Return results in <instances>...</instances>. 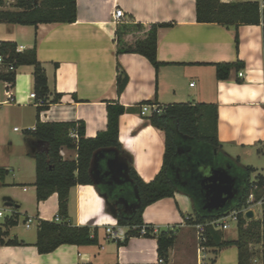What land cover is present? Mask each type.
<instances>
[{
    "label": "crops",
    "instance_id": "crops-1",
    "mask_svg": "<svg viewBox=\"0 0 264 264\" xmlns=\"http://www.w3.org/2000/svg\"><path fill=\"white\" fill-rule=\"evenodd\" d=\"M116 7L124 12L120 23L113 19ZM1 9L18 11L8 0ZM118 24H170L158 30V69L140 54H117ZM3 41L15 42L20 51L36 47L48 86L47 108L40 113L41 122H83L86 138H95L107 130L108 104L118 103L128 109L119 119V142L128 156L123 155L145 183L152 182L162 169L166 135L149 123L152 111L141 115L143 105L158 106L160 113L171 104L215 105L223 154L238 166L255 169V178L264 175L258 168L264 158L263 23L238 27L199 23L196 0H77L76 22L37 27L0 24V42ZM225 63H239L241 68L233 69L229 79L218 80L216 66ZM121 73L128 76V82L119 94ZM34 86L33 66L20 67L13 85L0 84V147L8 142L9 154H14L16 145L9 141L8 125L15 120L24 122V132L36 127L37 107L42 103L29 98L36 93ZM57 96L59 101L53 103ZM13 129L19 132L17 127ZM61 156L73 161L77 150L63 148ZM10 162L0 160V208L4 213L0 230L7 233L5 241L17 239L24 245L0 246V264H159L157 236L169 231L175 242L166 264H239V250L234 246H207L201 253L198 251L196 230L186 222L195 216L193 204L189 196L180 192L144 210L142 221L150 228L151 237H131L126 244L122 239H109L106 228L117 224L113 213L116 210L111 209L95 185L71 188L68 217L73 226L97 228L98 244L62 245L52 253L40 254L35 246L39 223L56 221L59 197L55 193L38 202L36 161L30 155L28 138L16 167ZM9 201L14 205L7 206ZM11 218L17 219V226L6 225ZM208 229L221 241H236L239 237L238 227L235 236L227 233L231 226L227 230ZM251 263L262 264V260L253 257Z\"/></svg>",
    "mask_w": 264,
    "mask_h": 264
},
{
    "label": "trees",
    "instance_id": "trees-1",
    "mask_svg": "<svg viewBox=\"0 0 264 264\" xmlns=\"http://www.w3.org/2000/svg\"><path fill=\"white\" fill-rule=\"evenodd\" d=\"M4 0H0V8ZM15 7L18 11L0 10V24L35 26L40 24L63 23L72 24L77 20V0H17ZM196 14L199 23H216L226 27L239 25L264 24V8L259 2L222 3L221 0H196ZM170 24H118L116 30L117 54H140L147 58L158 69L157 34L159 28ZM145 32V33H144ZM142 33L141 37H137ZM238 45V40H237ZM0 84H14L17 70L22 66L34 67L35 92L42 103L37 107L38 121L34 130H27L30 134L28 145L30 155L36 161V194L38 202L47 200L57 193L59 197L60 221H40L37 242L35 246L40 254L54 252L62 245L92 246L97 245L99 230L89 227L73 226L68 217V198L71 188L77 185H94L89 169L96 151L102 149H117L126 154L119 142V119L128 109L118 103L107 106V130L100 132L95 138H86L83 122H47L40 120V113L46 110L48 95L47 76L44 68L37 59L36 47L27 51H18V46L12 41L0 42ZM12 65L14 70H9ZM239 63H225L216 66L218 80L230 78L233 69L240 70ZM120 71V69H119ZM128 82V76L121 73L118 77V92L121 94ZM59 96L53 101L58 102ZM129 111H132L129 110ZM149 123L165 132L166 150L163 166L159 174L150 183H145L131 165L130 177L138 189L140 207L132 214H117V224L121 227L133 228L143 226L144 210L162 199L171 198L176 192L189 196L194 208V217H188L189 224H201L222 218L216 213L210 214L203 209L205 191L201 185V166L219 167L229 164L231 173L237 178L240 187H246L242 201L230 211H239L245 196L251 186L250 176L255 172L251 167L236 168L237 163L231 161L222 152V145L218 139V110L215 105L200 104H171L162 113H153L148 117ZM77 131L79 139L75 141L71 134ZM68 148L77 150V159L64 160L61 150ZM183 153L178 154V149ZM36 150V153H32ZM127 155V154H126ZM223 156V159L221 156ZM128 156V155H127ZM130 158V157H129ZM181 170L182 181H188L184 186L178 183V170ZM3 170L0 169V177ZM260 186H264V175L255 178ZM97 189L101 192L103 190ZM112 196L125 197L130 203L136 202L133 186L130 184L117 187ZM12 203V201H9ZM14 203H12V206ZM228 212V211H227ZM17 219H9L7 226H17ZM148 235L151 230L148 227ZM6 232L0 230V246H20L24 243L17 239L5 241ZM238 239L236 241H221L218 236L206 230V241L203 246H216L220 249L236 247L239 250V264H252L254 257L250 248L252 241L262 243V264H264V225L255 220L248 221L242 214L238 216ZM131 237H141L138 230H129L124 244ZM217 240V241H216ZM159 258L164 264L174 245L173 232H161L157 236Z\"/></svg>",
    "mask_w": 264,
    "mask_h": 264
},
{
    "label": "water",
    "instance_id": "water-1",
    "mask_svg": "<svg viewBox=\"0 0 264 264\" xmlns=\"http://www.w3.org/2000/svg\"><path fill=\"white\" fill-rule=\"evenodd\" d=\"M38 2L39 0H35ZM32 153H36L33 150ZM183 151L179 148L178 154ZM131 163L129 159L117 149H102L94 153L89 169L90 177L96 187L107 185L110 188L123 187L130 184L133 186L136 202L130 203L125 197L115 198L114 205H122V211L125 214L132 215L140 207V197L137 187L134 186L130 177ZM231 166L212 167L201 166V185L205 191V201L203 209L210 214L222 215L227 211L234 209L242 201L246 187H240L237 178L231 173ZM181 170H178V173ZM186 183L188 181H185ZM184 183V186H186ZM101 195L111 205L112 190L101 192ZM11 207L12 203H7ZM113 209V207H111ZM117 217V212H113ZM246 218L252 220L254 213L249 211Z\"/></svg>",
    "mask_w": 264,
    "mask_h": 264
},
{
    "label": "built area",
    "instance_id": "built-area-1",
    "mask_svg": "<svg viewBox=\"0 0 264 264\" xmlns=\"http://www.w3.org/2000/svg\"><path fill=\"white\" fill-rule=\"evenodd\" d=\"M261 7L264 8V0L261 1ZM124 18V12L121 8L116 7L113 13V19L116 23H120L122 21V19ZM21 49L18 48V51H20ZM3 62V58L2 56H0V64ZM9 70H14V67L12 65L9 66ZM240 77H243V73L241 72ZM31 100H38V97L36 95V93H32L29 97ZM39 104V103H38ZM149 106V105H143L142 106V110H141V115L145 116L149 111H152L153 113H160V110L158 108V106ZM18 130V129H16ZM32 130V129H29ZM72 138L75 141H78L79 136H78V132L74 131L71 134ZM259 180H253L251 182V186H250V190L249 193L245 196L244 199V204L242 206V208L239 211H228L225 212L222 216V218L220 219H214L211 221H208L206 223H201V224H193V227L196 230L197 233V239L199 242V252L201 253L202 251L205 250V246H203V243L206 241V230L209 227H221L224 230H227L230 226L229 223L226 221L227 218H232L235 222H238V216L240 214L242 215H246L249 211H252L253 209H255L256 207H262L264 205V186H260L259 184ZM4 215L3 211L0 208V217H2ZM56 221L59 222L60 218L59 216L56 217ZM32 220L29 219V222L27 224V227L30 228L31 227V223ZM127 229V231H126ZM129 230H138L139 234L141 237H146L149 233V229L148 226L143 225L141 227H133V228H126V227H121L118 224H116L115 226H108L106 228V234L108 236L109 239L111 240H125L127 237V232ZM159 264H164V260L162 258H159L158 261Z\"/></svg>",
    "mask_w": 264,
    "mask_h": 264
},
{
    "label": "rangeland",
    "instance_id": "rangeland-1",
    "mask_svg": "<svg viewBox=\"0 0 264 264\" xmlns=\"http://www.w3.org/2000/svg\"><path fill=\"white\" fill-rule=\"evenodd\" d=\"M17 0H8L9 4L11 7L15 5ZM12 2V3H11ZM26 123L17 121L15 120L12 125H8L6 128V133L9 138V141L13 140L15 145H16V151L14 154H9L8 152V142L6 144H2L0 147V160L3 162V159H9L11 162L9 163L10 166L16 167L15 162L19 160V156H21V147L24 145V141H26L27 138L30 137V134H28L26 131L24 132V128H26ZM14 127H17L19 132L14 131ZM23 149V148H22ZM221 158L223 159V156L220 155ZM262 165H260L259 171L264 174V158L262 157ZM238 170H242L241 166H236ZM254 173L250 176L251 181L255 180L254 179ZM2 203V202H1ZM3 205V204H2ZM2 207V206H1ZM254 213V218L252 220H255L256 222H260L264 225V205L262 207H256L255 209L252 210ZM246 218V215H243ZM247 219V218H246ZM250 221L249 219H247ZM226 221L230 224L231 230L228 231V234H234V236L237 234V227H238V222H235L232 218H227ZM21 224H24L23 221ZM250 248L253 250L254 253V259H260L262 257V249H263V244L262 243H255V241H252Z\"/></svg>",
    "mask_w": 264,
    "mask_h": 264
},
{
    "label": "flooded vegetation",
    "instance_id": "flooded-vegetation-1",
    "mask_svg": "<svg viewBox=\"0 0 264 264\" xmlns=\"http://www.w3.org/2000/svg\"><path fill=\"white\" fill-rule=\"evenodd\" d=\"M177 177H178V180H177V182L178 183H181V184H183L184 185V183H186L185 181H182L181 180V175L178 173L177 174ZM188 183V182H187ZM187 183H186V185H187ZM115 188H117V187H115ZM115 188H110L109 186H107V185H103V186H101V190H103V192H105V191H109L110 189L112 190V193H113V191L115 190ZM122 197V196H121ZM115 198H120V197H118V196H115V197H111V200H112V202H111V205H110V207H113V209H115L116 210V212H117V214H120V215H124L125 213L122 211V208H123V206L122 205H114L113 204V201H115Z\"/></svg>",
    "mask_w": 264,
    "mask_h": 264
}]
</instances>
